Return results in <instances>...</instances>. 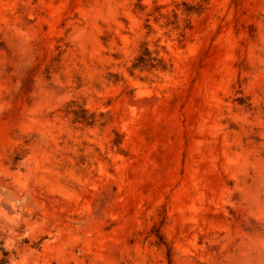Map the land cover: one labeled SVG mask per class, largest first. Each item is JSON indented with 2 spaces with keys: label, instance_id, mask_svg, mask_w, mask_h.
Wrapping results in <instances>:
<instances>
[{
  "label": "rangeland",
  "instance_id": "rangeland-1",
  "mask_svg": "<svg viewBox=\"0 0 264 264\" xmlns=\"http://www.w3.org/2000/svg\"><path fill=\"white\" fill-rule=\"evenodd\" d=\"M1 261L264 264V0H0Z\"/></svg>",
  "mask_w": 264,
  "mask_h": 264
},
{
  "label": "trees",
  "instance_id": "trees-1",
  "mask_svg": "<svg viewBox=\"0 0 264 264\" xmlns=\"http://www.w3.org/2000/svg\"><path fill=\"white\" fill-rule=\"evenodd\" d=\"M140 59H143V58H140ZM0 264H4V261H1Z\"/></svg>",
  "mask_w": 264,
  "mask_h": 264
}]
</instances>
